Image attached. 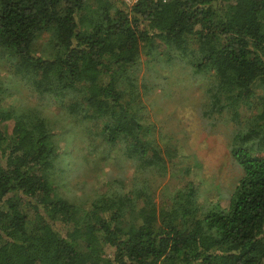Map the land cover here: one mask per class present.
<instances>
[{"label": "trees", "instance_id": "trees-1", "mask_svg": "<svg viewBox=\"0 0 264 264\" xmlns=\"http://www.w3.org/2000/svg\"><path fill=\"white\" fill-rule=\"evenodd\" d=\"M0 57L14 70L0 80V264H264V0H0ZM177 61L205 75L203 113L241 126L227 205L203 203L194 181L155 201L177 147L146 119L142 70ZM14 82L46 103L4 105ZM53 104L121 148L137 172L127 191H59L72 165Z\"/></svg>", "mask_w": 264, "mask_h": 264}, {"label": "rangeland", "instance_id": "rangeland-1", "mask_svg": "<svg viewBox=\"0 0 264 264\" xmlns=\"http://www.w3.org/2000/svg\"><path fill=\"white\" fill-rule=\"evenodd\" d=\"M48 42V34H41L34 45L36 53L49 57L53 51ZM185 64L177 61L171 67L144 65L142 70L146 83L154 85L146 90V119L155 126V137L162 138V142L158 141L161 146L165 142L177 147L171 148L176 150V156L173 163H168L166 175L157 177L155 201L161 205L176 188L194 181L200 188L203 203L218 202L224 206L229 203L242 175V169L231 153L234 136L241 126L203 113L204 83L201 79L205 75H190V69ZM11 68L10 62L0 57V80L9 81L10 73L14 71ZM19 82L12 84L14 94L5 100L4 105L24 108L46 103ZM43 110L54 123L62 156L71 157L69 165L72 166L66 168L67 178L65 183L60 184L61 193L80 201L92 200L111 188L123 192L130 188L129 184L137 172L131 161L125 157L122 159L121 148L111 147L99 136L86 133L85 124L81 125L64 115L57 104ZM90 148L94 149L92 153ZM77 155L78 162L73 164L72 158ZM81 247H84L83 243Z\"/></svg>", "mask_w": 264, "mask_h": 264}, {"label": "built area", "instance_id": "built-area-1", "mask_svg": "<svg viewBox=\"0 0 264 264\" xmlns=\"http://www.w3.org/2000/svg\"><path fill=\"white\" fill-rule=\"evenodd\" d=\"M123 1H125L127 4H133L137 2L138 0H123ZM164 1H168V0H164Z\"/></svg>", "mask_w": 264, "mask_h": 264}]
</instances>
